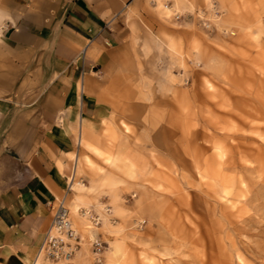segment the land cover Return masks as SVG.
I'll use <instances>...</instances> for the list:
<instances>
[{"label":"rangeland","instance_id":"1","mask_svg":"<svg viewBox=\"0 0 264 264\" xmlns=\"http://www.w3.org/2000/svg\"><path fill=\"white\" fill-rule=\"evenodd\" d=\"M58 3L0 0V34ZM117 16L111 111L65 194L71 264L94 241L101 264H264V0H124Z\"/></svg>","mask_w":264,"mask_h":264},{"label":"crops","instance_id":"2","mask_svg":"<svg viewBox=\"0 0 264 264\" xmlns=\"http://www.w3.org/2000/svg\"><path fill=\"white\" fill-rule=\"evenodd\" d=\"M43 1L60 3L30 6L0 34V155L9 162L0 173V264L33 262L56 200L78 184L79 145L95 154L90 131L111 111L124 0Z\"/></svg>","mask_w":264,"mask_h":264},{"label":"built area","instance_id":"3","mask_svg":"<svg viewBox=\"0 0 264 264\" xmlns=\"http://www.w3.org/2000/svg\"><path fill=\"white\" fill-rule=\"evenodd\" d=\"M65 194L56 200L55 205L52 207L50 226L42 237L33 261L40 257L61 264H71L72 257L78 247L79 238L65 206ZM101 249V243L94 241L91 264H101Z\"/></svg>","mask_w":264,"mask_h":264},{"label":"bare ground","instance_id":"4","mask_svg":"<svg viewBox=\"0 0 264 264\" xmlns=\"http://www.w3.org/2000/svg\"><path fill=\"white\" fill-rule=\"evenodd\" d=\"M86 143H87V142H86ZM86 143H85V144H86ZM69 190H72L71 187H69ZM75 207H76V205H75ZM68 213H70V209H69ZM82 214H83V213H81V211H80V215H81V216H82ZM38 262H41V258H40V257H37V259L34 260L31 264H38ZM58 263L60 264V262H56V264H58Z\"/></svg>","mask_w":264,"mask_h":264}]
</instances>
